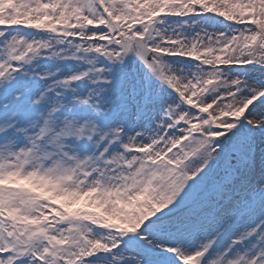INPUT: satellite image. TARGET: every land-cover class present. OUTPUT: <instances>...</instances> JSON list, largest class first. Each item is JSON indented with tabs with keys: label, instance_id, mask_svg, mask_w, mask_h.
Listing matches in <instances>:
<instances>
[{
	"label": "snow or ice",
	"instance_id": "obj_1",
	"mask_svg": "<svg viewBox=\"0 0 264 264\" xmlns=\"http://www.w3.org/2000/svg\"><path fill=\"white\" fill-rule=\"evenodd\" d=\"M0 264H264V0H0Z\"/></svg>",
	"mask_w": 264,
	"mask_h": 264
}]
</instances>
